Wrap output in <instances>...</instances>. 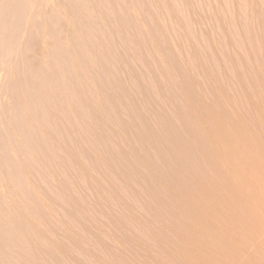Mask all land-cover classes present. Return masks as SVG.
I'll list each match as a JSON object with an SVG mask.
<instances>
[{
    "label": "rangeland",
    "instance_id": "1",
    "mask_svg": "<svg viewBox=\"0 0 264 264\" xmlns=\"http://www.w3.org/2000/svg\"><path fill=\"white\" fill-rule=\"evenodd\" d=\"M0 186V264H264V0H0Z\"/></svg>",
    "mask_w": 264,
    "mask_h": 264
},
{
    "label": "bare ground",
    "instance_id": "2",
    "mask_svg": "<svg viewBox=\"0 0 264 264\" xmlns=\"http://www.w3.org/2000/svg\"><path fill=\"white\" fill-rule=\"evenodd\" d=\"M236 133H237V132H236ZM229 137H230V136H228V138H229ZM236 137H237V136H236ZM234 139H235V138H234ZM229 142H230V141H229ZM232 144H233V143H232ZM235 144H236V142H235ZM233 145H234V144H233ZM234 147H235V145H234ZM248 147H249V146H248ZM237 150H238V148H237ZM237 150H236V151H237ZM249 178H250V177H249ZM2 183H3V182H2ZM2 183H1V184H2ZM8 183H9V182H8ZM8 183H7V184H8ZM2 187H3V186H2ZM0 188H1V186H0ZM4 188H5V187H4ZM1 189H2V188H1ZM2 190H3V189H2ZM1 194H2V192H1ZM2 196H3V195H2ZM0 214H1V213H0ZM2 214H3V213H2ZM2 214H1V215H2ZM8 220H9V219H8ZM8 220H6V221H8Z\"/></svg>",
    "mask_w": 264,
    "mask_h": 264
}]
</instances>
